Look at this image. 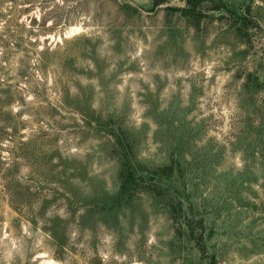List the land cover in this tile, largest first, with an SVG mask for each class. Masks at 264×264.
<instances>
[{"label": "rangeland", "instance_id": "1", "mask_svg": "<svg viewBox=\"0 0 264 264\" xmlns=\"http://www.w3.org/2000/svg\"><path fill=\"white\" fill-rule=\"evenodd\" d=\"M198 3L0 0V264H264V0Z\"/></svg>", "mask_w": 264, "mask_h": 264}, {"label": "trees", "instance_id": "2", "mask_svg": "<svg viewBox=\"0 0 264 264\" xmlns=\"http://www.w3.org/2000/svg\"><path fill=\"white\" fill-rule=\"evenodd\" d=\"M202 5L198 3V0H187V7L183 8L185 14L191 17H198L195 13L200 12ZM212 9H219L218 7Z\"/></svg>", "mask_w": 264, "mask_h": 264}]
</instances>
